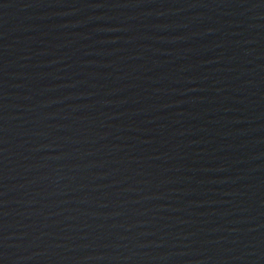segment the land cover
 <instances>
[{"label":"water","instance_id":"95a60500","mask_svg":"<svg viewBox=\"0 0 264 264\" xmlns=\"http://www.w3.org/2000/svg\"><path fill=\"white\" fill-rule=\"evenodd\" d=\"M117 0H0V212Z\"/></svg>","mask_w":264,"mask_h":264}]
</instances>
